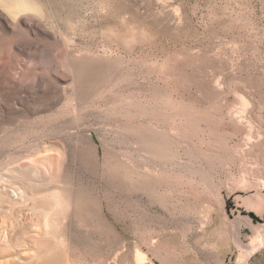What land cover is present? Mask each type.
<instances>
[{
    "label": "rangeland",
    "instance_id": "1",
    "mask_svg": "<svg viewBox=\"0 0 264 264\" xmlns=\"http://www.w3.org/2000/svg\"><path fill=\"white\" fill-rule=\"evenodd\" d=\"M0 74V264H264V0H0Z\"/></svg>",
    "mask_w": 264,
    "mask_h": 264
},
{
    "label": "bare ground",
    "instance_id": "2",
    "mask_svg": "<svg viewBox=\"0 0 264 264\" xmlns=\"http://www.w3.org/2000/svg\"><path fill=\"white\" fill-rule=\"evenodd\" d=\"M0 78H1V74H0ZM242 101V100H241ZM247 105H249L248 104V101L246 100V99H244L243 98V106L246 108L247 107ZM243 182H245V181H243ZM242 182V183H243ZM253 182H255V181H252V185H251V187L252 186H254L256 189H258L259 191L261 190V189H264V180H261V181H257V182H255V183H253ZM214 187V186H213ZM250 187V186H249ZM213 190H214V188H213ZM215 195H216V197L218 198V200L220 201H222V197H221V194H220V189H215ZM190 193V192H189ZM263 213H264V211H263ZM262 222V221H261ZM247 224L249 225V226H251V223L249 222V221H247ZM264 223L262 222L261 223V225H258V226H255L254 227V234L256 235V236H260L261 238H260V242H261V245H263V241H264V231H262V227L264 226L263 225ZM37 230V229H36ZM34 232V234H33V236H35L36 234H37V232L35 231V230H33ZM262 235V236H261ZM256 239H257V237H256ZM256 239H254L251 243H252V245H250V243L248 244V246L246 247V251H247V253L248 252H253L255 249H252L253 247H255V245H256ZM259 239V238H258ZM5 244V243H4ZM32 251V250H31ZM143 259H144V254L142 253V252H137V255H136V261L137 262H139V263H141L142 261H143Z\"/></svg>",
    "mask_w": 264,
    "mask_h": 264
},
{
    "label": "water",
    "instance_id": "3",
    "mask_svg": "<svg viewBox=\"0 0 264 264\" xmlns=\"http://www.w3.org/2000/svg\"><path fill=\"white\" fill-rule=\"evenodd\" d=\"M261 221L264 223V213H263V215H262V219H261Z\"/></svg>",
    "mask_w": 264,
    "mask_h": 264
}]
</instances>
